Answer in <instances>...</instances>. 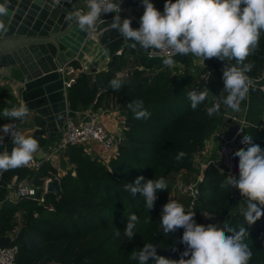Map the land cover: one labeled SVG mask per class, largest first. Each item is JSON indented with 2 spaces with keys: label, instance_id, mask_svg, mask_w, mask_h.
Segmentation results:
<instances>
[{
  "label": "trees",
  "instance_id": "obj_1",
  "mask_svg": "<svg viewBox=\"0 0 264 264\" xmlns=\"http://www.w3.org/2000/svg\"><path fill=\"white\" fill-rule=\"evenodd\" d=\"M138 2L124 0L123 3L135 6ZM208 60L212 75L207 84L202 79L204 71L200 66H189L181 73L172 74L122 55L112 58L106 71L83 73L74 80L67 89L69 109L74 112L90 107L97 109L109 107L113 102L124 117L123 138L108 162L92 158L80 146L67 147L64 156L71 168L59 178L61 197L58 201L52 194L42 193L44 182L58 176L49 162L35 171L18 168L6 172L10 177L16 176V182L26 180L37 189L36 198L42 195L45 204L54 208L49 211L32 197L18 198L15 204L0 208V237L14 230L17 223L13 216L21 214V228L7 245L17 248L18 263L138 264L130 256L144 244L155 245L159 256L172 260L181 258L185 249L180 243L183 229L167 236L163 233L162 206L168 202L174 176L182 172L200 173L194 167L196 156L204 149L205 140L222 123L225 113L231 110L222 105L218 113L207 115L206 109L212 106L223 88V62L216 58ZM244 63L253 65L246 73L249 78L259 76L264 70V32L260 34L257 48ZM112 79L122 80L119 91L109 87ZM204 87L209 90L208 97L193 110L187 93L193 89L202 91ZM135 101H143V107L151 113L148 119L134 118L129 103ZM42 133V130L36 131L33 137L40 146ZM244 134L252 135L254 143L264 149V128L245 130L241 141ZM180 153L183 156L177 159ZM236 167L238 170L237 159ZM138 176L163 177L167 182L166 191H157L158 199L149 211L139 193L130 196L124 190L125 183H133ZM225 180L212 166L207 167L203 180L197 183L196 217L204 222L201 225H227L238 230L245 223L242 215L245 209L231 213L234 199L230 198L231 187H222ZM243 204L246 208V201ZM188 205V201L183 203L184 207ZM132 213L138 216V223L136 234L128 240L123 228ZM245 227L249 235L244 242L252 253L248 264H264V216ZM117 230H120L119 236L115 235ZM148 264L154 261L150 258Z\"/></svg>",
  "mask_w": 264,
  "mask_h": 264
},
{
  "label": "clouds",
  "instance_id": "obj_2",
  "mask_svg": "<svg viewBox=\"0 0 264 264\" xmlns=\"http://www.w3.org/2000/svg\"><path fill=\"white\" fill-rule=\"evenodd\" d=\"M60 4V0H55ZM144 11L140 17L139 27L134 29L130 18H121L120 0H87V11L76 10L69 13L68 19L78 24L81 31L92 34L102 14H114L112 20L105 21V31H117L125 40L132 41L131 47L140 48L156 55L158 52H170L162 63L172 66L176 55H192L203 64L207 59L216 58L224 62L222 80L223 88L212 106L206 109L208 116L218 113L221 106L234 112L240 111L241 102L247 98L252 81L246 73L253 65L244 61L258 46L261 32H264V0H165L163 12L157 10L151 0H140ZM4 13L5 9L0 7ZM105 54L107 50L105 49ZM235 64H229L230 61ZM210 75V73L208 74ZM122 80L112 79L109 87L119 91ZM209 90H196L187 93L190 107L195 110L203 103ZM135 119H148L151 113L143 107V101L129 103ZM27 104L5 108L2 116L12 121L23 120L28 115ZM3 132H9L5 127ZM240 132L244 133L240 127ZM13 147L11 152L0 153V174L25 167L33 162L40 151L39 142L32 136H25L19 131L11 132ZM242 147L233 155L238 160V178L226 176L222 187L230 186L238 190L246 199V208L242 215L244 224L239 229L219 224L207 226L197 224L195 212L186 211L181 203L168 200L162 206L160 225L167 236L183 229L180 243L185 246L179 260L167 259L156 254L157 247L144 244L138 252L133 251L130 259L138 264H148L151 258L154 264H248L251 250L244 242L249 235L248 228L264 216V149L254 143L253 136L244 134ZM183 156L180 153L179 159ZM167 182L159 179L135 178L133 183H125L124 190L130 196L139 193L145 207L154 208L158 199L157 191H166ZM138 216L130 214L123 228V233L131 240L136 232ZM120 235V230L115 232Z\"/></svg>",
  "mask_w": 264,
  "mask_h": 264
},
{
  "label": "crops",
  "instance_id": "obj_3",
  "mask_svg": "<svg viewBox=\"0 0 264 264\" xmlns=\"http://www.w3.org/2000/svg\"><path fill=\"white\" fill-rule=\"evenodd\" d=\"M85 3L86 0H76L72 6L67 8L72 12L79 9L87 11ZM138 4H141L140 0ZM123 6L127 8L133 5L123 3ZM156 9L161 13L163 12L158 8ZM113 15L108 13L102 17V22L97 25L95 31L99 32V37L94 38V42L90 45H85L86 52L83 50L80 52V59H73L69 64L63 65V67L67 66L64 75H61L59 72L60 68H57L55 71L43 73L30 80H26L20 73L14 71L11 72L10 78L0 76V153L4 151L11 152L14 146L11 139V120L2 116L5 108L18 107L21 103L27 104L28 115L23 120H15L17 130L25 136L32 137H34L36 131L42 130L43 132L41 135L43 144L40 146L39 153L35 155L30 165L20 168L35 171L44 162H49L51 167L57 171V174L58 170H61L63 175L71 168L64 153L57 152L53 158H49L50 152L61 143V135L66 118H70L75 123H80L89 116L94 115L100 119L107 130L116 138H123L122 125L124 117L114 107L113 102L109 107L97 109L90 107L84 111H71L67 101V89L63 85L64 81L75 80L83 73L96 74L106 71L111 59L121 55L129 58L130 61H140L153 65L156 69L166 70L172 74L181 73L189 66H199L201 60L192 55H179L173 58L175 63L168 67L163 65L160 58L149 59L147 57L148 52L140 48L139 45L133 48L131 47L133 42L125 40L117 31L104 30L108 26L105 21L110 22ZM120 16L122 19L130 18L126 14V10L123 13L120 12ZM130 19L132 21L131 26L134 29L138 28L139 23L132 18ZM105 49L107 54H105ZM120 50L122 54L117 55L116 53ZM221 65L224 67V62ZM241 122L246 124L244 131L254 127L264 128V78L250 87L247 98L241 102L239 112L230 110L225 113L222 123L205 140L204 149L196 156L195 169L199 165V170L201 171L202 165L216 156L219 136L223 134L234 135ZM5 127L9 128V132L5 133L2 131ZM240 142L241 140L239 141L241 145ZM95 146L96 148L91 147L93 152L90 156L108 162L110 159L108 155L101 151L97 145ZM6 172L0 174V208L5 204L13 205L18 201L19 197H17L15 190L18 183L23 182L31 185L26 180L16 182L17 177L14 175L10 177ZM13 218L17 226L12 232L0 237V244L3 247H7L21 228V214H14Z\"/></svg>",
  "mask_w": 264,
  "mask_h": 264
},
{
  "label": "water",
  "instance_id": "obj_4",
  "mask_svg": "<svg viewBox=\"0 0 264 264\" xmlns=\"http://www.w3.org/2000/svg\"><path fill=\"white\" fill-rule=\"evenodd\" d=\"M0 7L5 9L0 13V76L10 78L14 71L30 80L55 71L80 59V52H86L85 45L99 37V32L86 33L69 20L71 10L53 7L45 0H0ZM143 11V7L126 8V14L138 23ZM10 128L18 131L15 121L11 120ZM206 169V165L201 167L199 182ZM62 176L63 171L58 170L57 178L45 183L46 193L57 201L61 197Z\"/></svg>",
  "mask_w": 264,
  "mask_h": 264
},
{
  "label": "built area",
  "instance_id": "obj_5",
  "mask_svg": "<svg viewBox=\"0 0 264 264\" xmlns=\"http://www.w3.org/2000/svg\"><path fill=\"white\" fill-rule=\"evenodd\" d=\"M48 3H50L53 7L57 8H67L72 6L76 0H60V4L57 5L55 0H45ZM124 0H121L120 7H121V13L125 12L126 8L123 6ZM137 8L143 7L141 4L135 5ZM85 8L87 9V0L85 3ZM81 11H85L83 9H79ZM106 14L101 15L102 17ZM102 20L97 21V25L100 24ZM96 25V28H97ZM96 28L93 31H96ZM117 55H121L122 51H118L116 53ZM171 54L170 52H158L156 55H150L149 52L147 53V57L149 59L152 58H160L163 59L165 55ZM179 55L173 54L172 58H175ZM209 60H205L204 64L201 61L199 66L203 69L204 73L202 75L203 81L207 84L208 79L212 75V68L209 67ZM67 66L62 67L59 69V72L61 75H64L66 71ZM210 73V75H208ZM262 78H264V70L261 72V74L257 77L250 78L252 81L253 86L256 82L260 81ZM74 82V79L66 80L63 82L64 88L68 89L71 84ZM204 83V84H205ZM246 126L245 122H241L240 127L243 128ZM240 127L235 131L234 135L228 136L226 134L219 136V142L217 146L216 156L214 158H211L207 160V162L204 164L207 167L212 166L216 171H218L221 175H223L225 178L226 176H233L238 178V170L236 167V161L235 156L233 153L237 149V145L239 144V141L241 140V136L243 132H240ZM61 143L56 148L53 149L50 152L49 158H53L57 152L64 153L67 147L69 146H80L83 148V150L91 155L93 152V149L91 148L90 144L97 145L101 151H103L105 154L108 155L109 158L114 156L117 152V146L120 142L121 138H116L110 131L107 130V128L104 126V124L100 121V119L94 115L89 116L86 120L80 123H75L70 118H66L65 125L62 130L61 135ZM203 166V165H202ZM37 167V166H34ZM16 194L19 198L24 197H32L37 200V203L39 205H42L44 208L48 209L49 211H53V206L50 204H45L44 198L41 195L38 199L36 198V192L37 189L31 185H27L25 183H18L16 185ZM42 193H46V187L45 184L42 188ZM41 193V194H42ZM198 197V190L197 185L193 184L187 187V198H188V211H193L195 203L197 202ZM234 199V203L236 201H242L245 202L246 199L241 197L238 190L232 189V195L231 197ZM16 254H17V248L16 247H3L0 244V264H21L16 261Z\"/></svg>",
  "mask_w": 264,
  "mask_h": 264
},
{
  "label": "rangeland",
  "instance_id": "obj_6",
  "mask_svg": "<svg viewBox=\"0 0 264 264\" xmlns=\"http://www.w3.org/2000/svg\"><path fill=\"white\" fill-rule=\"evenodd\" d=\"M164 1L165 0H151V2L154 4V6L160 10L163 11V6H164ZM157 3V4H155ZM241 143V142H240ZM91 147H95V144H90ZM240 148V144L237 145V149L238 150ZM236 161V158H235ZM197 170H199V165H197L196 167ZM200 171V170H199ZM199 176L200 173H194V174H188L186 172H182L176 176H174L171 180V193L169 196L168 200H175L178 203H181L183 205V203L185 201H188L187 198V187L190 185H197V183L199 182ZM186 211H188L187 207H184ZM243 209H245L244 204L242 201H236L235 203H233L232 206V214H235L236 212L242 211ZM195 212V209H194ZM194 220L197 224H201L204 222L203 221H199L196 217V212H195V216H194Z\"/></svg>",
  "mask_w": 264,
  "mask_h": 264
},
{
  "label": "snow or ice",
  "instance_id": "obj_7",
  "mask_svg": "<svg viewBox=\"0 0 264 264\" xmlns=\"http://www.w3.org/2000/svg\"><path fill=\"white\" fill-rule=\"evenodd\" d=\"M0 11H2V9H0Z\"/></svg>",
  "mask_w": 264,
  "mask_h": 264
}]
</instances>
